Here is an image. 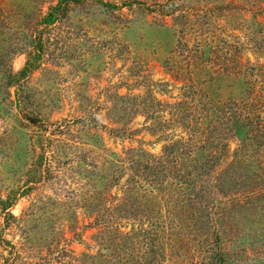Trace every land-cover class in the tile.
Returning <instances> with one entry per match:
<instances>
[{
	"label": "rangeland",
	"instance_id": "1",
	"mask_svg": "<svg viewBox=\"0 0 264 264\" xmlns=\"http://www.w3.org/2000/svg\"><path fill=\"white\" fill-rule=\"evenodd\" d=\"M100 1L0 0V264H264V0Z\"/></svg>",
	"mask_w": 264,
	"mask_h": 264
},
{
	"label": "trees",
	"instance_id": "2",
	"mask_svg": "<svg viewBox=\"0 0 264 264\" xmlns=\"http://www.w3.org/2000/svg\"><path fill=\"white\" fill-rule=\"evenodd\" d=\"M87 1L88 0H61V2H59L57 4V6L55 7L53 14L64 15V12H66L70 6L77 5L78 7H81V6L85 5V3ZM94 1L95 2L97 1V3H99V5L102 8H104L105 10H108L112 13L122 11L123 9L132 10L136 4L135 1H122L118 4H115V2H113L111 4L110 3H104V2H101L100 0H94ZM159 7H163V4H160Z\"/></svg>",
	"mask_w": 264,
	"mask_h": 264
}]
</instances>
